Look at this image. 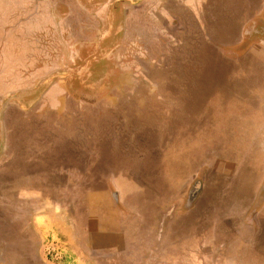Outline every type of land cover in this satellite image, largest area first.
I'll return each instance as SVG.
<instances>
[{
  "label": "rangeland",
  "instance_id": "obj_1",
  "mask_svg": "<svg viewBox=\"0 0 264 264\" xmlns=\"http://www.w3.org/2000/svg\"><path fill=\"white\" fill-rule=\"evenodd\" d=\"M71 2L59 3L68 12ZM35 22L15 21L1 30V261L11 263L8 245L14 243L16 255H23L24 233L35 224L39 234L33 253L52 264H83L87 244L100 250L102 234L110 230L109 239L124 252L113 254L118 263L122 258L124 264H153L157 258L149 249L156 244L148 239L145 248L137 249L136 238L142 242V228L153 225L143 215L151 217L160 200L169 201L173 181L177 186L187 178L190 166L230 167L233 161L262 158L256 138L209 135L213 128L230 130L234 125L251 133L263 129V108L255 105L264 93L249 82L262 83L264 74H238L239 67L250 64L229 52L221 54L214 43L204 46L200 33L197 38L184 35L185 21L139 23L135 30L144 32H138V40L124 41L122 54L104 59L92 56L101 33L91 38L92 21H58L65 34L59 47H70L65 57L56 56L53 47L55 26L29 28ZM153 27L156 34L150 33ZM9 32L23 37L28 47L17 51L26 55L14 59L13 73L7 72L11 65L2 56ZM201 68H207V79L197 87ZM230 69L235 71L226 73ZM185 82L192 87L184 89ZM124 83L135 84L124 89ZM227 90L237 95L228 96ZM243 117L248 121H231ZM205 131L208 136L203 138ZM119 181L125 185H117ZM181 187L169 203L179 212L187 206ZM41 194L52 198L39 201ZM54 215L58 223L51 219ZM127 227L128 232L120 234ZM170 243L162 242L168 249ZM171 252L162 261L174 264L181 256L177 249Z\"/></svg>",
  "mask_w": 264,
  "mask_h": 264
},
{
  "label": "crops",
  "instance_id": "obj_2",
  "mask_svg": "<svg viewBox=\"0 0 264 264\" xmlns=\"http://www.w3.org/2000/svg\"><path fill=\"white\" fill-rule=\"evenodd\" d=\"M60 1L65 0H0V46L1 30L4 26H9L15 21H36L30 24L29 28L35 26L40 29L45 26V28L55 26V36H53L52 41L56 45L52 46L56 49V51L54 50L56 56H60L63 50L66 51L68 49L67 47L60 48L65 42L64 25L60 22L87 21L90 19L88 14L82 11L79 6H76L73 2L74 0H71L72 6L68 8V15H61L60 6L62 5H60ZM125 1L122 0L121 2ZM179 1L182 0H157L153 3L149 0H138L133 5H135L134 9L136 12L143 13L139 17H145L147 21H188L190 29L187 31L192 34L191 28L199 26L200 21H203L204 13L198 2L190 5L195 0L182 1L184 5H181L182 3ZM160 2L161 6H159ZM239 8V16L245 18L246 23L257 19L264 21V0H244V3ZM105 9H101L96 14L102 20L105 17ZM43 31L45 30L43 29ZM22 38L16 37V33L11 34L10 32L6 38L2 56L11 65L7 71L8 73L14 72L12 68L14 59H18L20 56L25 57L26 55L25 53H17L18 50L28 49ZM4 41L2 40V42ZM12 52L13 55L11 54ZM11 56H13V59H10ZM236 59L250 64V66L242 67V69L239 67L238 74L240 73L246 78H249L256 71L264 74V52L259 47H251ZM230 70H227L226 73L231 74V72L235 71L233 69ZM249 83L264 93V81L262 83L251 81ZM238 86L242 87V85ZM227 91L228 96L235 94V90ZM255 106H261L264 112V99L256 103ZM248 118L251 117L248 116ZM260 119L263 122V129H259L255 133H251L248 128L241 130L238 127V130L234 129V125L231 126L230 130L213 128V130H210L209 135L214 139H223L228 137L224 135L227 132L226 134L233 139L238 137L256 138V149L262 157L259 161H233L230 167L227 164L213 167L203 166L202 169H196V165L194 167L190 166L192 173L189 172V176L183 181H179L177 185L179 187L182 184L180 191L182 190V194H184L182 198L184 206L187 204L185 210L179 212L176 205L174 207L169 204L177 198L178 193L176 182L173 181L172 185H169V201L160 200L157 209L153 211L151 217H149V214L146 215V213L143 215L153 225H145L142 228L145 230V237L139 243H137L138 239L136 238V247L137 249L145 248L149 242L148 239L153 244H156L149 249L153 251L152 254L157 258L153 264H171L162 260L167 253L170 255L174 249H177V253L181 255L174 258L173 262L176 264H264V114H261ZM231 121L248 120L243 117L232 119ZM207 136L208 132L205 131L202 137L206 138ZM216 145H218L217 141L215 142ZM187 160L192 163L190 155ZM106 180L107 178H105V183L108 186L110 180L108 182ZM120 182H117V185ZM121 184L125 185L123 182L119 185ZM120 193L122 196V192ZM57 197L58 195H56ZM39 198V201H47V199L52 197L41 194ZM55 201L57 202V200ZM32 212L30 211L29 213L31 216ZM53 218L51 217V219ZM150 219L152 220L150 221ZM29 229L24 233L27 238L23 242V255H16L17 247L15 243L14 245H8V253L10 252L13 255L12 261L9 258L11 263L2 262L0 255V264H52L45 260L44 255L37 257L33 253L39 233L35 230V224ZM129 229L127 227L123 231L121 230L120 234L127 233ZM136 229L138 233L140 226H137ZM110 233H112L111 230L103 232L102 241H104V244L98 251L90 245L91 243L87 244L86 251L88 256L83 264H124L121 261L122 258H120V263H118L117 257H113L114 253H118L117 251H119L120 256L124 252L121 244L118 245L111 242V239H109L111 238ZM43 234L50 235L47 231ZM56 237L58 236L56 235ZM166 239L171 242L169 249L162 244ZM101 254L104 257H96Z\"/></svg>",
  "mask_w": 264,
  "mask_h": 264
},
{
  "label": "flooded vegetation",
  "instance_id": "obj_3",
  "mask_svg": "<svg viewBox=\"0 0 264 264\" xmlns=\"http://www.w3.org/2000/svg\"><path fill=\"white\" fill-rule=\"evenodd\" d=\"M121 1L75 0L76 6H79L82 11L89 15L90 19L87 21H92L89 24L91 26H89L91 28L89 30H92L91 34L93 33L91 38H95V33L97 31L101 32L99 33L100 37L97 40L98 42H95V48L92 53V56L94 57L93 59L101 56H103L104 59V57L107 55L110 57L113 56L115 58L116 54H122V52L125 51V49H123L124 46L127 48V46L123 44L124 41H131V43H134L138 40V32H144L143 28H137L135 30V26H137L139 23H141L140 25L143 26L145 24L144 21H147L145 17H139L140 14L142 15L143 13L136 12L134 9L135 5H133L130 0H126L125 2ZM179 2L182 3L181 5H184V2ZM197 2L204 13L203 21H200V24L197 28H191L192 34L188 32V29H190L188 21L183 22L184 24L182 26V32L184 35L196 37L198 36V33H200V36H202L200 41L202 43L204 42V46H207L209 42L214 43V45L212 44L211 46L214 47L216 51H219L223 55H226L227 52H229L232 55L231 57L235 60L238 58V56L244 54L253 46L259 47L264 52V21L257 19L248 21L246 23V19L239 16V6L244 3V0H195V3ZM235 3L237 4V9L235 7ZM159 6H161V2ZM103 8L106 9L105 17L102 20L97 17L96 14ZM60 10L59 11L61 15H68L67 10L63 7L60 6ZM155 31L156 28L154 31L149 32L151 34H156ZM93 39H91V42ZM67 48L68 49L66 51L63 50L60 57L69 56L68 53L70 52V47ZM72 54L73 53H71V55ZM137 54L138 56H143L141 51H139ZM205 57L206 53L204 58ZM206 70L207 68H201L199 74L200 81L198 82L199 85L197 87L202 86V83L206 81L208 72H206ZM134 84L135 83H124L123 88L126 89L130 87L133 89ZM190 86L187 82H185L183 88L187 90L190 88ZM114 87L115 89L118 88L117 86ZM176 89L178 88L173 87V90ZM51 217L53 218V216ZM55 218L58 221L59 216L54 215L53 220L56 221Z\"/></svg>",
  "mask_w": 264,
  "mask_h": 264
}]
</instances>
